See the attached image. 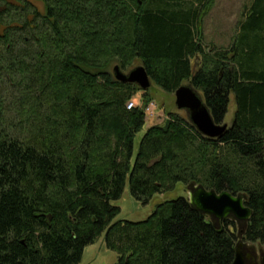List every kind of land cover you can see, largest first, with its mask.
I'll list each match as a JSON object with an SVG mask.
<instances>
[{
  "label": "trees",
  "instance_id": "1",
  "mask_svg": "<svg viewBox=\"0 0 264 264\" xmlns=\"http://www.w3.org/2000/svg\"><path fill=\"white\" fill-rule=\"evenodd\" d=\"M211 1L0 0V101L17 103L0 102V264H78L102 235L115 264H232L233 221L213 226L187 196L116 220L126 185L143 206L178 183L240 194L242 242H264V0L228 47L202 44ZM135 61L166 93L199 92L215 124L232 94L231 125L209 139L168 114L134 155L145 114L109 67Z\"/></svg>",
  "mask_w": 264,
  "mask_h": 264
},
{
  "label": "rangeland",
  "instance_id": "2",
  "mask_svg": "<svg viewBox=\"0 0 264 264\" xmlns=\"http://www.w3.org/2000/svg\"><path fill=\"white\" fill-rule=\"evenodd\" d=\"M250 2L251 0H212L210 3L211 5L204 10L201 22L199 23L202 44L206 47H228L237 34L238 22L242 20V13L244 12L245 7L250 4ZM198 61V58L192 59V64L195 66L196 62ZM115 65L116 64L113 63L111 68L109 67V71L112 72V68ZM137 66H141L139 61L133 62L127 70L121 71L126 74ZM150 82L151 85L150 88L145 91L147 97L144 100L142 98L143 91L139 89L138 86H135V90H132V97L126 103H131L133 105L132 108L140 107L145 114L144 126L134 138V155L137 151L138 143L145 130L153 125L162 126L167 120L168 114H177L181 118L188 120L187 112L185 110H178L175 107L174 93H166L156 86L151 80ZM183 85H187V83H184ZM198 94L202 98L199 92ZM0 102L4 104L3 106L12 104V110L13 108H16L17 105L14 98L12 103L5 99L1 100ZM147 108H149V111H146ZM12 110L7 115L8 118L14 117ZM234 112V97L232 94H230L227 113L224 118V124H226L227 127H229L232 123ZM178 196H187V187H184L182 183H178L176 187L169 192L153 196L149 203L143 206L130 196L128 186L126 185L120 199L113 202V205H116L120 208V213L116 217V220H144L151 214L158 203L164 200L174 199ZM243 244L246 248L254 247V249L257 250V247H260L264 249V242ZM115 262L116 254L108 251L105 248L102 235L92 245L84 249L81 261L78 264H115Z\"/></svg>",
  "mask_w": 264,
  "mask_h": 264
},
{
  "label": "water",
  "instance_id": "3",
  "mask_svg": "<svg viewBox=\"0 0 264 264\" xmlns=\"http://www.w3.org/2000/svg\"><path fill=\"white\" fill-rule=\"evenodd\" d=\"M112 75L116 81L136 85L142 91L148 90L151 85L143 66H137L125 74L116 65L112 68ZM174 98L175 107L187 112L189 121L202 136L216 139L227 129L226 124L219 125L213 122L203 99L189 85H181L177 88L174 91ZM187 198L190 205L207 217L213 226L218 227L219 223L225 220L235 223L238 238L232 264H246L248 257L243 252L246 247L241 242L240 232L248 224L252 210L245 205L244 197L240 194L232 195L227 191L217 193L201 185L192 184L187 187Z\"/></svg>",
  "mask_w": 264,
  "mask_h": 264
},
{
  "label": "flooded vegetation",
  "instance_id": "4",
  "mask_svg": "<svg viewBox=\"0 0 264 264\" xmlns=\"http://www.w3.org/2000/svg\"><path fill=\"white\" fill-rule=\"evenodd\" d=\"M244 255L246 258V264H263L264 262V249L258 248L257 250L254 247L244 248Z\"/></svg>",
  "mask_w": 264,
  "mask_h": 264
},
{
  "label": "built area",
  "instance_id": "5",
  "mask_svg": "<svg viewBox=\"0 0 264 264\" xmlns=\"http://www.w3.org/2000/svg\"><path fill=\"white\" fill-rule=\"evenodd\" d=\"M132 106H133V105H132L131 103H129V104H127V106H126V109L129 110V109L132 108ZM146 111H149V108H147Z\"/></svg>",
  "mask_w": 264,
  "mask_h": 264
}]
</instances>
